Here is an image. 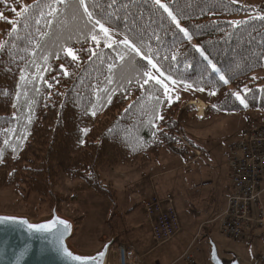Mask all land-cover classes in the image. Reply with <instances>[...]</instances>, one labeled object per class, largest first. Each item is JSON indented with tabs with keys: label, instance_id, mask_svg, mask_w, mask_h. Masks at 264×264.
<instances>
[{
	"label": "trees",
	"instance_id": "obj_1",
	"mask_svg": "<svg viewBox=\"0 0 264 264\" xmlns=\"http://www.w3.org/2000/svg\"><path fill=\"white\" fill-rule=\"evenodd\" d=\"M160 1L168 11L156 0H85L89 21L79 0H0V189L61 212L69 200L54 188L81 180L113 215L103 171L143 167L162 152L194 159L200 148L182 132L196 120L189 101L200 98L206 117L264 112V86L251 78L264 67V17L234 21L250 9L230 0ZM164 85L195 95L170 100ZM107 230L119 243L113 216Z\"/></svg>",
	"mask_w": 264,
	"mask_h": 264
},
{
	"label": "rangeland",
	"instance_id": "obj_2",
	"mask_svg": "<svg viewBox=\"0 0 264 264\" xmlns=\"http://www.w3.org/2000/svg\"><path fill=\"white\" fill-rule=\"evenodd\" d=\"M230 1L238 7L250 9L247 13L234 17V21L249 17H264V0ZM158 4L164 5L160 0ZM164 9L168 11L165 5ZM176 23L179 24L177 21ZM179 27L182 29L180 24ZM107 37L115 42L124 43L126 40L122 35L109 29ZM251 78L253 82H257L258 88L263 87L264 67L252 73ZM228 90L232 94H239L242 98L241 93L234 86L228 85ZM167 92L170 100L175 97L184 100L195 95L187 88H174ZM197 101L203 102L200 98H195L188 103L195 108L196 120L182 126V132L200 148L192 151L194 158L199 159L185 163L180 158L162 152L157 161L143 167L119 166L106 169L102 172V177L110 179L116 191L117 212L113 215L110 204L89 191L83 181L61 178L53 192L66 195L69 204L68 209L63 208L58 212L69 218L78 215L83 217L76 225L71 240L79 250L93 251L108 240L111 235L108 234L107 222L113 216L118 221L123 234L119 237L120 242L111 248L108 264H118L115 248L118 244L132 245L135 250L137 248L143 253L144 247L141 248V244L149 243L151 237L142 203L154 191L160 198L171 197L174 200L181 223L180 233L169 242L163 245H157L154 241L150 244L146 243V246L156 248L153 255L158 256L162 262H169L189 249L194 264H210L205 235L207 231L217 244L220 255L223 250H229L249 262L253 252L264 250V246L258 240L247 244L225 238L218 230L219 224L214 221L220 209L225 207L230 192L227 167L230 149L244 130L264 126V112L246 110L206 117L204 114L206 104L203 102L205 108L200 118ZM151 175L154 178L150 181ZM261 202L264 208V193ZM50 211L49 203L42 201L36 194L22 198L10 189H0V213L37 218Z\"/></svg>",
	"mask_w": 264,
	"mask_h": 264
},
{
	"label": "built area",
	"instance_id": "obj_3",
	"mask_svg": "<svg viewBox=\"0 0 264 264\" xmlns=\"http://www.w3.org/2000/svg\"><path fill=\"white\" fill-rule=\"evenodd\" d=\"M230 192L217 218L219 232L232 241L247 244L258 240L264 246V126L244 130L229 152ZM153 241L163 245L177 236L181 223L174 200L153 195L142 203ZM118 264H142L132 245H116ZM170 264H194L187 249Z\"/></svg>",
	"mask_w": 264,
	"mask_h": 264
},
{
	"label": "water",
	"instance_id": "obj_4",
	"mask_svg": "<svg viewBox=\"0 0 264 264\" xmlns=\"http://www.w3.org/2000/svg\"><path fill=\"white\" fill-rule=\"evenodd\" d=\"M3 217L11 219L0 223V264H107L109 252L116 244V238L111 236L93 251L79 250L71 242L75 220L60 214L56 205L37 218L0 213V218ZM60 220L67 222V230L58 223ZM46 225L52 227H40ZM206 239L210 264H262L264 254L261 251L253 252L247 262L229 250H223L220 255L212 237L206 235Z\"/></svg>",
	"mask_w": 264,
	"mask_h": 264
},
{
	"label": "crops",
	"instance_id": "obj_5",
	"mask_svg": "<svg viewBox=\"0 0 264 264\" xmlns=\"http://www.w3.org/2000/svg\"><path fill=\"white\" fill-rule=\"evenodd\" d=\"M200 118H202V117H200ZM201 151L203 152V150L201 149ZM198 158V157H197ZM197 158H194L192 161H195V160H197ZM199 159V158H198ZM191 161V162H192ZM189 163V162H188ZM227 167H228V169H229V166H228V164H227ZM156 175H159V174H156ZM155 175V176H156ZM230 175H231V173H230V170H229V180H230ZM154 178V176H150L149 177V180L151 181L152 179ZM230 182V184H231V181H229ZM229 188H230V185H229ZM153 195H156V193H155V191L151 194V195H149L150 197L151 196H153ZM158 196V195H157ZM150 197H148V198H150ZM227 197H228V195H227ZM148 198H146V199H148ZM162 198V197H161ZM164 198V197H163ZM226 200H227V198H226ZM225 204H226V202H225ZM225 207H222L221 209H220V212H219V214L217 215V217L215 218V221H216V224H218V221H217V218L219 217V215L221 214V212L223 211V209H224ZM145 217V216H144ZM146 219V218H145ZM147 220V219H146ZM215 223V222H214ZM147 225H149V223H148V221H147ZM149 228H150V226H149ZM149 235H150V237H151V241L148 243V242H144V243H142L141 244V248H143L144 247V251H143V253H140L139 251H138V249L136 248V250H137V253L142 257V264H170L171 262H173L175 259H177L179 256H181L182 254H180L178 257H175V258H173L171 261H169V262H162V260L158 257V256H156V255H153L155 252H156V248H152L150 245H148V246H146L147 244L146 243H148V244H150V243H152L153 242V238H152V235H151V232H150V229H149ZM138 242V241H137ZM160 249V248H159ZM158 250V249H157ZM108 264V263H107Z\"/></svg>",
	"mask_w": 264,
	"mask_h": 264
},
{
	"label": "snow or ice",
	"instance_id": "obj_6",
	"mask_svg": "<svg viewBox=\"0 0 264 264\" xmlns=\"http://www.w3.org/2000/svg\"><path fill=\"white\" fill-rule=\"evenodd\" d=\"M61 2H63V0H61ZM157 3H159V0H157ZM79 6L84 8V13L88 17L89 21H91L92 16H93V13H91V12L88 11L87 6H85V0H79ZM161 7H164V5H161ZM170 15H171V13H170ZM173 19L175 20V17H173ZM96 24H99L100 30L104 33L105 36H107L108 35V29L105 28L104 25L101 24L99 20L96 21ZM177 27H179V24H177ZM181 31H183V29H181ZM93 39H96V37L94 36ZM124 43L127 44V41L125 40ZM73 59H75V56H73ZM220 79L221 80H224V77L221 76ZM145 82H147V81H145ZM227 82H228L227 80H224V83H227ZM158 83H159V81H158ZM164 88H165V94H167V91H168L167 85H164ZM212 94H214V93H212ZM233 95H235L236 98L238 100H240V102L242 104L244 103V100L241 98V96L239 94L233 93ZM169 103H171L170 100H169ZM160 118L162 119V117H160ZM9 219H11V218H8V217L0 218V223H3L4 221H7ZM58 223L61 224V225H63L64 226V229L67 230L68 224H67L66 221L60 220V221H58ZM29 227L30 228H33V227H36V226L29 225ZM40 227H42V228H50L52 226L51 225H46V226H40ZM74 259H78L79 260V259H81V257H74Z\"/></svg>",
	"mask_w": 264,
	"mask_h": 264
},
{
	"label": "bare ground",
	"instance_id": "obj_7",
	"mask_svg": "<svg viewBox=\"0 0 264 264\" xmlns=\"http://www.w3.org/2000/svg\"><path fill=\"white\" fill-rule=\"evenodd\" d=\"M196 106H197V110H198V116L202 117L205 105L203 104V102L197 101Z\"/></svg>",
	"mask_w": 264,
	"mask_h": 264
}]
</instances>
